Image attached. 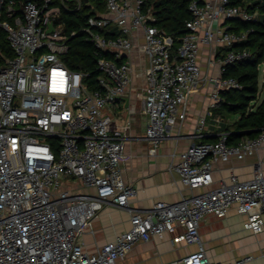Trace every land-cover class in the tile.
Segmentation results:
<instances>
[{"label": "built area", "instance_id": "obj_1", "mask_svg": "<svg viewBox=\"0 0 264 264\" xmlns=\"http://www.w3.org/2000/svg\"><path fill=\"white\" fill-rule=\"evenodd\" d=\"M146 1L0 0V28L14 53L3 55L0 64V264H118L138 242L162 238L177 225L184 232L173 241L196 244L198 250L167 264H250L255 259L247 254L212 261L199 229L206 214L226 215L237 205L253 233L264 231L261 164L250 179L231 174L209 188L219 159L243 160L264 149V128L235 145L227 143V132L216 141L191 144L172 163L180 186L190 193L136 210L130 202L137 188L126 181L121 165L129 136L112 128L105 110L126 94L139 49L146 64L137 74L143 79L145 137L150 153H156L173 123L185 121L187 104L203 83V46L214 49L211 63L220 66L219 75L207 78L213 87L210 109L222 89L240 88L238 80L222 75L226 65L249 56L234 48L248 33L230 29L229 21H255L259 11L237 0H191L188 32L178 44L156 24ZM82 12L87 17L80 32L99 55L96 90L62 59L67 40L77 34L67 32L64 14ZM205 123L201 118L200 130ZM110 203L130 210V227L88 255L85 229Z\"/></svg>", "mask_w": 264, "mask_h": 264}, {"label": "crops", "instance_id": "obj_2", "mask_svg": "<svg viewBox=\"0 0 264 264\" xmlns=\"http://www.w3.org/2000/svg\"><path fill=\"white\" fill-rule=\"evenodd\" d=\"M213 50L209 46L202 47L199 62L202 65L203 83L187 104L188 116L185 121L173 123L169 137L160 144L156 153H150L151 145L145 137L147 114L141 97L143 79L137 74L146 64L139 49L134 51V76L126 94L118 98L115 105L108 106L105 110V113L111 116L112 128L123 129L129 136L121 165L126 181L133 183L137 188V196L130 202L131 207L136 210L148 209L157 201L181 200V191L189 194V189L180 186L179 174L172 168V163L176 162L179 153L191 144L210 142L225 131L221 116H208L209 111L213 113L209 106L213 87L207 78L219 75L220 67L211 63ZM260 96L262 102L264 93L260 92ZM203 117H206V123L200 130V119ZM232 118L228 117L227 120L231 121ZM260 164L264 168V149L243 160L235 157L227 161L219 159L214 164L215 182L209 188L219 187L231 174H236L241 179H250ZM131 215L128 209L108 204L85 229V253H97L98 249L103 248L118 233L128 230ZM262 218L264 223V214ZM248 219L247 214L237 205H233L226 215L208 213L204 216L199 233L212 261L227 262L251 254L255 259L250 264H264L261 256L264 250V231L253 233L247 227ZM183 232L184 228L177 225L174 231L164 233L162 238L154 237L146 242H138L118 264H167L196 252V244L173 241Z\"/></svg>", "mask_w": 264, "mask_h": 264}, {"label": "trees", "instance_id": "obj_3", "mask_svg": "<svg viewBox=\"0 0 264 264\" xmlns=\"http://www.w3.org/2000/svg\"><path fill=\"white\" fill-rule=\"evenodd\" d=\"M191 0H147V6L157 17L156 24L172 34L179 44L181 38L188 32L186 21L191 18L189 4ZM247 5L250 11H259L255 21L230 20L232 30L247 32L246 41L234 48L246 50L249 56L225 66L223 78H235L240 88L222 89L220 101L213 108V116H221L224 121V132L228 133L227 143L237 144L244 137H257L264 128V99L260 101L259 67L264 62V0H237L235 3ZM87 14L66 13L67 32L77 31V34L67 40L68 50L62 59L73 70L85 74L84 81L91 90L99 88L98 69L99 55L94 44L80 32L85 24ZM3 55L13 56V49L7 39L4 29L0 28V64ZM228 117H233L231 121ZM249 134V135H247ZM218 137L212 138L216 141Z\"/></svg>", "mask_w": 264, "mask_h": 264}, {"label": "rangeland", "instance_id": "obj_4", "mask_svg": "<svg viewBox=\"0 0 264 264\" xmlns=\"http://www.w3.org/2000/svg\"><path fill=\"white\" fill-rule=\"evenodd\" d=\"M263 66L259 67V85H260V92L264 93V84H263V79H264V70Z\"/></svg>", "mask_w": 264, "mask_h": 264}, {"label": "water", "instance_id": "obj_5", "mask_svg": "<svg viewBox=\"0 0 264 264\" xmlns=\"http://www.w3.org/2000/svg\"><path fill=\"white\" fill-rule=\"evenodd\" d=\"M247 135H249V134H247Z\"/></svg>", "mask_w": 264, "mask_h": 264}]
</instances>
